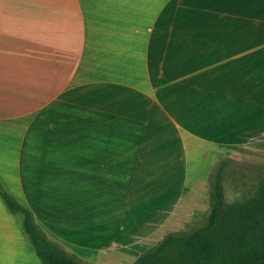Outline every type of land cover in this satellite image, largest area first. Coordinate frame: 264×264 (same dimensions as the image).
I'll use <instances>...</instances> for the list:
<instances>
[{
  "label": "crops",
  "instance_id": "1",
  "mask_svg": "<svg viewBox=\"0 0 264 264\" xmlns=\"http://www.w3.org/2000/svg\"><path fill=\"white\" fill-rule=\"evenodd\" d=\"M183 64L228 67L227 93L211 95V112L225 114V124L236 114L241 129L263 121L264 0H0V180L5 188L49 227L51 202L39 198L34 205L30 193L38 188L29 185L37 175L31 163L38 155L28 146L37 143L40 116L65 109L74 93L87 98L89 91L134 90L157 100L154 67ZM231 67H259V87L231 93L234 78L254 80L248 73L231 74ZM82 107L88 117L76 123L88 131L84 144L101 152L83 147V173L91 171L90 162H98L101 173L108 159L107 117L120 121L112 122L114 128H123L127 118L120 106ZM117 155L109 159L117 161ZM0 264H38L1 200Z\"/></svg>",
  "mask_w": 264,
  "mask_h": 264
},
{
  "label": "rangeland",
  "instance_id": "2",
  "mask_svg": "<svg viewBox=\"0 0 264 264\" xmlns=\"http://www.w3.org/2000/svg\"><path fill=\"white\" fill-rule=\"evenodd\" d=\"M227 68L154 67L157 100L134 90L89 91L87 98L70 93L65 109L41 115L37 143L28 146L38 155L31 163L37 175L29 185L38 188L30 193L34 205L39 198L51 202L49 227L38 221V211L36 216L48 237L83 264H131L167 233L206 222L218 169L225 202L252 194L264 180V119L241 129L238 114L229 125L223 122L225 114H212V93H227ZM237 72L254 75V80L234 78L231 93L259 87V67H231V74ZM84 104L120 106L127 118L123 128H114L112 122L120 121L107 117L108 159L101 173L98 162L87 163L91 171L83 173V147L101 153L97 145L84 144L88 131L76 123L88 117ZM115 153L117 161L110 160ZM14 216L22 231L19 215Z\"/></svg>",
  "mask_w": 264,
  "mask_h": 264
},
{
  "label": "trees",
  "instance_id": "3",
  "mask_svg": "<svg viewBox=\"0 0 264 264\" xmlns=\"http://www.w3.org/2000/svg\"><path fill=\"white\" fill-rule=\"evenodd\" d=\"M211 196L202 226L167 233L131 264H264V180L247 197L225 202L220 168ZM0 200L10 213L19 215L40 264H83L48 237L29 206L1 180Z\"/></svg>",
  "mask_w": 264,
  "mask_h": 264
}]
</instances>
